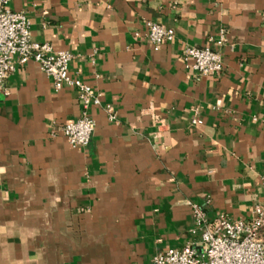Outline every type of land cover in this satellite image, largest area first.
<instances>
[{"label": "crops", "instance_id": "0c3cea01", "mask_svg": "<svg viewBox=\"0 0 264 264\" xmlns=\"http://www.w3.org/2000/svg\"><path fill=\"white\" fill-rule=\"evenodd\" d=\"M32 39L74 55L69 70L114 107H93L90 143L61 128L81 114L35 62L0 91V264H154L264 200V0H11ZM176 36L154 50L146 23ZM222 32L225 41L220 40ZM140 34L138 38L136 34ZM186 46L215 47L196 76ZM198 122L194 125L193 119Z\"/></svg>", "mask_w": 264, "mask_h": 264}, {"label": "built area", "instance_id": "2783aa9c", "mask_svg": "<svg viewBox=\"0 0 264 264\" xmlns=\"http://www.w3.org/2000/svg\"><path fill=\"white\" fill-rule=\"evenodd\" d=\"M11 0H0V91L6 92L5 83L17 66L37 63L52 80L56 91L75 89L81 102V114L65 123L61 130L73 148L87 146L95 130L93 107H103L111 121L117 120L115 109L103 104L102 95L80 78L70 74L74 55L56 50L48 42L32 39L31 22L24 12L13 11ZM146 40L154 50L175 39V32L157 22L146 23ZM139 38L140 34H136ZM225 41L222 32L218 44ZM185 68L196 76H219L224 72L222 52L215 47L186 46L180 56ZM198 122L194 118L192 123ZM264 184V174L262 175ZM198 242L191 241L182 248H168L154 256V264H264V200L256 204L249 218L232 219L220 215L214 228L209 226L204 207L191 204Z\"/></svg>", "mask_w": 264, "mask_h": 264}]
</instances>
